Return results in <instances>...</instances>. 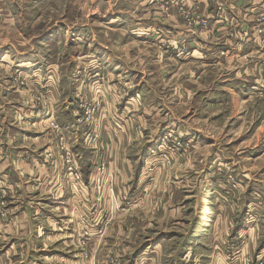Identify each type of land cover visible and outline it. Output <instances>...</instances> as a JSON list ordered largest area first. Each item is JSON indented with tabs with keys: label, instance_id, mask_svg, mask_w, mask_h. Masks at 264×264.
Here are the masks:
<instances>
[{
	"label": "rangeland",
	"instance_id": "rangeland-1",
	"mask_svg": "<svg viewBox=\"0 0 264 264\" xmlns=\"http://www.w3.org/2000/svg\"><path fill=\"white\" fill-rule=\"evenodd\" d=\"M198 1L0 0V54H8L9 62L38 50L40 81L45 84L42 76L47 75L52 80L45 91L54 88L45 94L34 87L35 78L26 80L0 66V77L21 104L19 122L29 126L30 111L47 108L48 96L62 95L63 85L70 96L69 114L64 111L60 119L56 113L45 123L46 133L58 142L55 150L72 154L61 146L68 139L89 149L91 140L99 139L100 114L109 108L129 110L128 121L142 138L140 149L124 158L127 162L117 160L112 169L101 163L94 170L96 185L108 188L118 182L117 193L110 191L114 210L100 212L98 220L122 219L115 231H121L119 240L133 256L126 259L121 252L110 256L109 264H146L155 257L158 264H264V251L255 252V243L264 241V0L260 5L254 0ZM119 16L130 18L132 25L119 27ZM162 22L180 26L181 39L159 31ZM202 38L219 43L209 53L213 62L199 55H204ZM55 55L60 67L50 73L45 61ZM114 56L123 63L118 72L107 63ZM247 75L255 76V86ZM63 99L59 105L65 107L66 95ZM66 119L73 125L66 127L68 137L60 124ZM120 130L116 127L117 137ZM53 154L55 161L58 154ZM88 160L86 155L81 159ZM65 164L72 189L79 192L84 174L67 155ZM118 173L126 179H115ZM235 235L240 237L233 240ZM52 247L56 251L55 243ZM138 252L144 256L139 261Z\"/></svg>",
	"mask_w": 264,
	"mask_h": 264
},
{
	"label": "crops",
	"instance_id": "crops-1",
	"mask_svg": "<svg viewBox=\"0 0 264 264\" xmlns=\"http://www.w3.org/2000/svg\"><path fill=\"white\" fill-rule=\"evenodd\" d=\"M254 1L255 5L262 3V0ZM198 2L204 3V0ZM213 11L211 10V12ZM117 18L121 21L119 27L125 24V28L128 29L129 25H132L128 17L119 16ZM150 24H152L151 21L147 25L148 28ZM178 27L180 26L175 23L173 25L171 22H162L158 30L163 32L166 30L172 36V40L176 37L181 39L182 29H178ZM141 30V28H137L138 34H140ZM164 37H167L165 33ZM53 40L56 41V37ZM190 40V44L193 46L195 37L192 36ZM222 40H225V37ZM202 41H204V45H201L202 48L199 51L204 53V55H199L205 57V61H212L213 58L209 57V53L219 43L203 38ZM49 45H53V42L51 41ZM251 46L254 50L257 47L253 44ZM37 51L32 48L30 54L34 53L32 54L33 57L29 55L25 57L28 59L23 60L20 58L23 57L21 55L18 60H12L11 58L9 62L6 59L10 56L2 53L0 54V66L8 68V70L20 75V77H24L26 80H28V77L35 78L34 87L38 91H40V88L45 91L52 79L50 77L47 78V75L42 76L45 84L41 83L38 73L41 72L43 64L37 59L35 53ZM197 54L198 51L196 52ZM56 56L53 57V61L52 58L45 61L47 63L45 64L46 70L50 73H54V69L58 73L60 61L55 58ZM235 57H238V55L231 59L235 60L233 59ZM116 58V56L113 59L108 58L107 63L113 69L116 68L115 72H118V66L123 63ZM124 60L125 63H129L131 58L126 55ZM50 62L54 64L50 65ZM120 73L123 77L127 75L124 69ZM59 77L63 78L61 72ZM248 77L247 75V81L255 86V76H253V79ZM64 82L65 79H63V84ZM62 88L64 89V91L62 90V95L53 96L52 93V96H48L52 100H50L51 102L47 105V108L39 107L37 110L30 111L32 114L30 118H27L31 122L27 126L25 123L18 121L17 114L21 110L17 109L21 104L18 102L16 95L11 93L8 80L3 76L0 77V191H3L4 195H0V198H4L7 204L6 209L11 211L8 213L10 216L7 220H0V264H27V261H30L28 264H48L47 261L50 260H60L62 264H109L107 259L110 256H113V259L114 256L117 258L121 252L126 259L133 257L132 253L128 252L129 254H127L128 246L125 245V242H120L119 240L121 237L118 234L121 231H115L118 221L122 219L115 216L105 224L104 222L101 223L103 220H98L100 212L104 213L114 210L116 200L111 192L115 189L117 193L118 182L117 184L116 182L107 184L108 188L106 186L102 188L100 184L98 186L94 183V170L101 163L107 164L112 169V165H115L117 160H121L122 164L125 161L127 162L129 151L139 150L140 143L137 141L142 140V138L136 136L133 126L128 121L129 110H113L114 108H109V110H104L100 114L99 125L97 124L95 130L99 139L91 140L92 144L88 145L89 149H82L85 146L80 144V141L75 142V139H73V142H71L68 139V144L63 143L61 146L63 147L62 149L65 148V150L71 151L72 154H68L66 151V154L64 151L58 152L55 150L58 142L54 134L51 133V136H49L46 133L45 123L54 120L56 113L60 119L64 111L66 115L69 114L67 111L71 104L69 103L68 88L66 89L63 85ZM51 89L54 91L52 87L49 91ZM49 91L44 93L48 94ZM65 95L66 101L64 104L67 105L65 107L60 106L59 102L64 100ZM94 99L97 98L94 97ZM48 106L51 109L54 108V110H49ZM132 113L137 116L139 121H145V118L141 117L140 114ZM102 119L103 123H101ZM72 121L74 122V118H72ZM114 123H117V126ZM60 124L68 137L70 128L66 127L73 125L68 119L65 122H60ZM116 127H121L122 129V131H119L120 135L118 137L116 136ZM125 128H127L126 135L123 132ZM86 141L84 140L85 143ZM120 147H124V150L121 151ZM52 151L58 154L55 161ZM50 152L53 154L51 158L49 157ZM66 155L68 160H73L74 167L81 168L82 177L84 174V179L81 181L84 183L85 188H83L84 186L82 188L79 187L77 189L79 192L72 189V181L70 180L68 167L65 164ZM84 155L89 158L88 161H81ZM124 158L127 160H124ZM84 162L87 163V172L83 168L85 166ZM108 171H110L109 168ZM103 174L105 179L107 172L104 171ZM118 174H114L115 179L125 180L127 177L121 174L118 176ZM130 178L132 177L128 176L127 183ZM38 184L40 185L38 186ZM102 193L106 195L102 197ZM99 224L101 226L104 224L102 235L101 231H99ZM238 237L240 236L235 235L232 236V239H238ZM185 242L189 244L191 242L190 237H186ZM54 243L57 246L56 251L49 250V247L53 249ZM255 245H257L255 246L256 255L259 256V249L260 252L264 251V241H259V243L257 241ZM136 257L137 261H139L144 256L138 252ZM147 259L145 256L144 261L146 262ZM146 264H158L156 257L155 260Z\"/></svg>",
	"mask_w": 264,
	"mask_h": 264
},
{
	"label": "built area",
	"instance_id": "built-area-1",
	"mask_svg": "<svg viewBox=\"0 0 264 264\" xmlns=\"http://www.w3.org/2000/svg\"><path fill=\"white\" fill-rule=\"evenodd\" d=\"M70 171H72L73 168H69ZM76 176L78 174H75ZM7 209H6V203L4 201V198H0V220H4L6 219L8 213L6 212Z\"/></svg>",
	"mask_w": 264,
	"mask_h": 264
}]
</instances>
